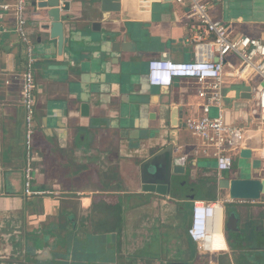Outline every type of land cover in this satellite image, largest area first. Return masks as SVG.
Instances as JSON below:
<instances>
[{"label":"crops","instance_id":"obj_1","mask_svg":"<svg viewBox=\"0 0 264 264\" xmlns=\"http://www.w3.org/2000/svg\"><path fill=\"white\" fill-rule=\"evenodd\" d=\"M13 1L0 0V4ZM68 1L77 32L61 54L55 42L43 39L29 1L25 10L35 59L37 104L30 154L33 189L44 192L38 197L23 195L27 157L20 104L23 46L15 33L1 32L11 23L0 21V227L44 239L51 249L62 234L70 232L77 238L68 237L67 257L81 260L80 264H89L87 241L97 246L103 242L115 258L108 263L121 264V255L143 250L153 233L162 235L169 227L176 230L178 212L186 205L228 198L217 179L264 178V126L256 101L264 81L256 76L245 80L230 76L240 61L234 55L226 58L225 122L245 129L240 151L250 150L251 157L245 160L239 150L234 152L231 170L218 174L215 159L210 151L204 153L199 138L186 128H170L172 119L175 124L178 119L177 109L183 122L199 115L202 102L196 97L195 81L175 79L170 87L160 89L147 80L150 60L196 58L199 32L185 8L164 0H121L119 13L102 14L100 0ZM208 4L212 17L223 23L231 37L264 41V0H208ZM94 22L100 23L99 29H92ZM116 44L127 52H116ZM84 103L89 107L85 117L81 115ZM215 114L212 109L211 115ZM168 134L178 142L177 155L188 166L187 173L179 179L174 195L145 193L139 165L151 148L167 144ZM226 205L216 250H226V236H242L247 227L251 233L247 238L264 233V196L255 202ZM230 212L238 218L237 230L227 232ZM189 223H184L186 235ZM186 237L193 249L184 246L180 256L213 258L211 264H215L229 250L207 259ZM42 255L48 257L47 252Z\"/></svg>","mask_w":264,"mask_h":264},{"label":"built area","instance_id":"obj_2","mask_svg":"<svg viewBox=\"0 0 264 264\" xmlns=\"http://www.w3.org/2000/svg\"><path fill=\"white\" fill-rule=\"evenodd\" d=\"M185 8L197 30L196 58L189 62L154 59L148 62L147 80L151 87H170L175 79H192L196 84V97L202 102L197 117L185 120V128L199 138L216 162L218 174L228 172L233 165V153L240 151L245 129L228 125L222 110V88L225 84L226 58L234 55L240 66L231 74L245 80L259 77L264 81V41L247 36L231 37L222 22L214 19L208 0H172ZM27 0H14L0 4V21H9L11 28L2 27V33L13 32L23 46L24 69L21 74L20 104L24 111V140L26 163L23 169V195L27 198L42 196L44 192L33 189L32 148L35 132V96L33 42L27 32L25 10ZM258 118L264 126V86L256 94ZM215 109L216 114L211 115ZM229 198L214 201H194L187 235L196 245L200 255L214 257L227 251L215 249V233L223 234L226 204L243 203ZM224 236V235H223ZM226 243V241H225ZM227 246V245H226Z\"/></svg>","mask_w":264,"mask_h":264},{"label":"water","instance_id":"obj_3","mask_svg":"<svg viewBox=\"0 0 264 264\" xmlns=\"http://www.w3.org/2000/svg\"><path fill=\"white\" fill-rule=\"evenodd\" d=\"M33 9L32 17L38 24L41 34L46 43H56L57 53L61 54L67 40H72L76 34L77 26L73 23L71 15V2L68 0H28ZM172 2V0H164ZM121 10V0H100V11L103 13H119ZM93 30L99 29L100 23L91 24ZM115 45V44H114ZM118 51L127 52L120 44L113 46ZM166 60V59H165ZM164 89V88H160ZM178 119L170 123L171 130L184 129L185 123L182 120V112L177 109ZM181 113V114H180ZM81 115L89 116V107L87 104L81 105ZM174 116V115H173ZM172 116V118H173ZM168 134V142L165 146H155L150 149L148 156L143 158L139 165V175L141 189L145 193H153L162 197L174 195L179 179L187 173L188 166L182 162L177 155L176 142ZM242 159H249L251 152L243 149L239 153ZM190 174V172H188ZM217 186L220 190L227 192V196L232 201L255 202L264 196V179L257 178H223L217 179ZM229 217V218H228ZM233 218L234 230H237L238 218L236 213L230 212L226 217V229L229 232L230 218ZM3 226V225H2ZM0 227V264H80L77 258L69 259L67 255L70 252V241L68 237L71 234L67 231L57 240L55 248L51 249L49 242L44 239L29 238L27 233H16L10 231L7 226ZM76 237V236H75ZM77 238V237H76ZM77 241V240H76ZM74 241L73 244L76 243ZM47 252L48 257L42 255ZM6 257H1L2 254Z\"/></svg>","mask_w":264,"mask_h":264},{"label":"rangeland","instance_id":"obj_4","mask_svg":"<svg viewBox=\"0 0 264 264\" xmlns=\"http://www.w3.org/2000/svg\"><path fill=\"white\" fill-rule=\"evenodd\" d=\"M226 207L229 209L231 205H226ZM191 209H192V205H186V207L183 210H180L178 212V216H177L178 226L176 230L172 232L171 227L166 228V232H163L162 235L158 233H153L152 236L150 235V238L147 241H145L144 245L145 244L146 245L144 246V249L142 251L144 252L143 259L146 261L147 264L167 263V261H169V259L174 254L178 253L179 255V253H181V251L183 250L184 246H187V248L189 249L190 248L193 249L192 244L190 245L188 244V241L186 239L187 235L186 233H184L185 231L184 223L185 221L187 222L190 221ZM101 243L102 245H99V246L95 245L94 243H91L90 241H87L84 244V247L86 248L85 251H88L89 264H109L108 261L111 263L114 262L115 258L113 257L111 249L109 247L107 248L103 244V242ZM141 244L142 242L137 243L135 247L140 248ZM138 251H141V250H137V252ZM142 251L140 253H142ZM128 258L121 255L119 263L121 264H144V261L142 262L140 258L135 257L134 263L132 262L133 260L132 261L128 260ZM207 259H209V257H207ZM17 261L18 260H14L12 264H16ZM182 261H185V259H183ZM196 264H210V262L208 260L201 259V260L196 261Z\"/></svg>","mask_w":264,"mask_h":264},{"label":"flooded vegetation","instance_id":"obj_5","mask_svg":"<svg viewBox=\"0 0 264 264\" xmlns=\"http://www.w3.org/2000/svg\"><path fill=\"white\" fill-rule=\"evenodd\" d=\"M193 197L189 199L190 202H193ZM192 205V203H191ZM233 218H230V229L233 226ZM237 228V227H236ZM249 232V233H248ZM246 234V235H245ZM251 234L250 229L247 227L245 232L242 233V236H226V245L227 249L229 247L228 252L225 255L220 256L215 264H264V233H258L254 238H247V235ZM254 236V235H252ZM142 251V250H141ZM141 251L132 252L131 256H129L128 260H133L134 258H140V260L144 264H147L144 258V252L140 253ZM7 254H2L1 257H6ZM172 256V255H171ZM185 259V261H182ZM198 261L197 256H179L178 253L174 254L167 263H158V264H196ZM215 260L209 259L210 264L213 263ZM153 263V262H152ZM156 263V262H155Z\"/></svg>","mask_w":264,"mask_h":264},{"label":"bare ground","instance_id":"obj_6","mask_svg":"<svg viewBox=\"0 0 264 264\" xmlns=\"http://www.w3.org/2000/svg\"><path fill=\"white\" fill-rule=\"evenodd\" d=\"M221 235H222V234L219 233V232L215 233V235H214V237H213L214 243H215V238H217V237H219V236H221Z\"/></svg>","mask_w":264,"mask_h":264}]
</instances>
